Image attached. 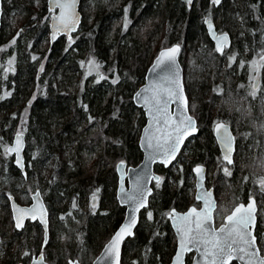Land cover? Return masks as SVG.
<instances>
[{
    "label": "trees",
    "instance_id": "1",
    "mask_svg": "<svg viewBox=\"0 0 264 264\" xmlns=\"http://www.w3.org/2000/svg\"><path fill=\"white\" fill-rule=\"evenodd\" d=\"M101 1L97 0L90 25L81 22L76 34L68 38L60 37L44 51L39 42L45 39L48 28L45 23L39 21L31 24L27 21L22 27L23 34L18 44L15 41L4 42L0 29V57L6 54V59L13 53L9 70L0 67V145L11 143L13 126L18 125L22 111L28 106L23 134L26 174L29 178L24 180L10 156L6 161L0 157V199H5L6 192L14 193L22 185L30 184L32 172L36 173L40 162L46 160L42 164L48 163V177L41 179L38 187L49 219L53 218V213L63 217L64 222L55 221V230H61L60 234L67 236L64 245L48 240L43 247L46 259L54 264H65L63 256L85 259L89 253L97 251L101 238L114 232L121 223L125 209L113 199L116 172L100 171L88 180L77 179L74 175V170L79 166L77 157L83 151L89 153L98 150L101 161L118 160L127 166L139 164L142 153L138 147V129L144 126L145 117L142 110L134 106L132 96L137 85L143 83L146 69L151 63L147 64L150 42L162 30L166 47L182 41L193 52L191 79L195 78V83L192 88L197 98V114L201 118L197 122L198 134L189 150L195 160L190 159V163L184 164L176 176L171 173L170 166H154L156 174L165 177L169 174L173 183L168 184L165 180L160 190L156 189L155 183L151 185L153 192L148 207L140 213L134 235L124 242L122 254L131 255V260L126 264H168L175 245L171 243L172 229L164 212L170 209L183 211L190 206L186 194L190 165L194 161L211 160L218 153L212 134L205 133L207 130L202 125L203 118L207 119L217 105L213 102L215 95H202L219 79L229 89L234 68L243 64L252 51L264 54V0H222L219 4L212 0H190V3L189 0ZM7 2L2 0V12L5 14L10 6L21 12L29 10L22 0ZM46 8L44 4L42 13H47ZM122 16L134 21V26L137 23L136 28L147 23L154 27L149 29L145 40L135 33L130 34L129 24L125 28L119 27L113 34V23ZM217 18V31L220 32L223 27L231 37V46L225 50L224 56L214 52L205 29V20ZM236 35H240L237 40ZM231 50L236 51L234 58L224 59ZM245 50L250 51L247 56H243ZM207 51L216 58L208 56ZM41 61L43 64L40 67ZM90 65L94 70H88ZM77 74L83 81L81 87L74 91V86L73 90L69 87ZM235 99L236 96H230L228 101L221 100L217 108V112L223 113L230 102L231 107L239 109L234 111L237 126L232 128L237 141L236 151L239 158L244 159V165L232 176L221 175L217 187L232 199L228 213L235 204L247 202L249 179L254 175L253 167L257 166L252 151L257 125L251 123ZM133 110L137 111L136 119L133 118ZM221 122L227 124L226 119ZM243 135L247 140L240 146L239 136ZM63 153L69 155L68 159L61 158ZM260 167L263 168L262 165ZM180 178L184 180L182 184ZM95 190L100 193L101 209L93 216L79 214L86 194ZM1 202L3 205L7 203L6 200ZM195 204L193 202L192 205ZM0 222H4V218ZM4 234L5 230L0 225V237L3 236L6 244L16 240L18 246H25V241L20 240L21 231L14 230L9 237ZM255 235L264 247V217H260L259 213ZM37 240L34 239V244ZM14 258L15 254L5 255L0 264H12Z\"/></svg>",
    "mask_w": 264,
    "mask_h": 264
},
{
    "label": "water",
    "instance_id": "2",
    "mask_svg": "<svg viewBox=\"0 0 264 264\" xmlns=\"http://www.w3.org/2000/svg\"><path fill=\"white\" fill-rule=\"evenodd\" d=\"M219 4L222 0H212ZM80 0H47L50 11H54L50 20L52 45L60 35L67 37L76 33L81 24L78 10ZM0 0V23H1ZM205 29L217 54H223L231 46L228 33H219L211 19L205 20ZM181 47L178 44L160 49L148 66L143 83L132 96L135 107L140 108L145 124L140 131L138 147L142 153L136 166H127L125 162L116 165V200L125 209L124 217L115 233L103 245L99 254L90 264H120L124 242L134 235L140 213L148 207L152 195V182L160 177L154 172L155 165L168 168L178 157L186 141L198 134L197 120L190 115L188 100L183 83V68L180 63ZM258 79L252 82L256 90ZM214 139L219 147L222 160L233 164L235 139L230 125L219 122L213 128ZM25 135L17 133L7 153L13 155L14 166L26 176ZM195 176V200L200 208L189 207L184 212L171 209L167 214L169 224L176 240L175 252L169 264H185V257L194 253L191 264H264L255 227L257 205L253 197L246 203H238L224 222L214 228V210L216 200L213 190L207 189L205 167H193ZM13 224L21 230L27 221H37L43 230V246L49 237V213L40 191L31 194L30 204L20 205L9 197ZM94 205V200L92 201ZM29 264H49L43 253L34 256ZM67 264H81L69 259Z\"/></svg>",
    "mask_w": 264,
    "mask_h": 264
},
{
    "label": "rangeland",
    "instance_id": "3",
    "mask_svg": "<svg viewBox=\"0 0 264 264\" xmlns=\"http://www.w3.org/2000/svg\"><path fill=\"white\" fill-rule=\"evenodd\" d=\"M2 1V0H1ZM12 0H8L7 3H11ZM23 3L27 5V9H29L27 12L23 11H17L15 7H9V11L7 14L2 12V6H1V26L0 29L3 31V36L5 38L4 42H13L15 41L16 44H18V41L23 34L22 32V27L23 25L28 21L29 23H38L39 21L41 23H45L48 28L47 32L45 34V39H42L39 43L41 46V49L43 51L50 47V42H49V22H50V16L53 13V11H50L47 6V0H22ZM103 3L106 2V0L101 1ZM6 3V6H7ZM190 3V0L188 1ZM44 4L47 6L46 10L47 13L45 14L42 13V7ZM118 4V3H117ZM24 5V4H23ZM97 8V0H80L79 4V12L81 14V22H84L86 25H90L94 19V15L96 12ZM215 24V27L218 26L219 24V19L212 20ZM155 23H158L156 21ZM153 23V24H155ZM131 25V29L129 30L130 34L135 33L140 37V39L145 40L146 34L149 31V29H153V25L150 23H147L146 25L136 28L137 23L134 24V21L126 20V16H122L119 18L116 22L113 23L112 25V33L116 31L119 27L125 28L128 27L127 25ZM81 25V24H80ZM80 27V26H79ZM219 27V26H218ZM222 27V26H221ZM223 28V27H222ZM220 28L219 33H228L227 31H224L225 29ZM162 29V27L160 28ZM126 30V29H125ZM124 30V31H125ZM123 31V32H124ZM77 33V32H76ZM75 33V34H76ZM128 33V34H129ZM207 34V33H206ZM73 35V34H72ZM208 36V35H207ZM240 35H238L239 37ZM236 35V40L238 39ZM167 42H165V38L163 36L162 30L154 36L150 42L147 54H148V60L147 64L153 60V58L157 54V50L161 46H165ZM178 45L181 46V54H180V63L183 68V83H184V88H185V93L187 96L188 100V108H189V113L191 116H193L197 122L201 120L199 115L197 114V108L198 106L196 105V97L194 96V91L192 88V84L195 83L194 79L192 80V75H191V70L194 68V62H193V52L187 49V46L184 44V42L179 41ZM166 47V46H165ZM45 48V49H44ZM18 50H20L18 48ZM216 53V51L214 50ZM226 51H224L223 54H217L218 56H224ZM231 52V53H230ZM227 55L224 57V59L232 60L234 57V53L236 51L231 50ZM250 51H243V56H247ZM37 53L39 54V50L37 49ZM156 53V54H155ZM154 55V57H153ZM207 55L210 56L211 58H214L210 52L207 51ZM1 56V55H0ZM6 54L4 57H0V67H3L5 70H9V66L12 64V59H13V53L10 54L9 57L5 59ZM248 57V56H247ZM245 57V62L243 64L237 65V67L234 68V74L231 76L232 81L229 83L230 88L226 89L223 83L219 80L215 81V84L213 83L211 86H209L208 90H205L206 94H203L202 96L204 97H209L210 95H215V98L213 99V102L217 103L215 106L214 110L212 113L209 114L207 119L203 118L204 124L203 129H206V132H210L213 134V127L217 122L223 121V119H226L227 124L230 125L232 132L234 131L233 128L237 126V119H234V111H238V107L234 109L231 107L232 105L228 104L226 107L225 111L222 112H217V108L219 107V103L221 100L223 101H228L230 96L233 98L236 96L235 101L239 102V105L241 107V110L245 113L246 116L251 119V123L253 125H257V129L255 131V140H254V146H253V157L256 158V165L253 168V173L254 175H251V178L249 179L250 186H248V198L253 197L256 199L257 203V212L256 216H263L264 217V54L261 52H250V57L247 58ZM4 58V59H3ZM216 58V57H215ZM214 58V59H215ZM249 61H248V60ZM219 60V59H216ZM247 60V61H246ZM246 63V65H245ZM43 62H40V67L42 66ZM222 64V63H220ZM223 66V65H222ZM224 67V66H223ZM148 68V67H147ZM89 71L94 70V68L90 65L88 68ZM147 70V69H146ZM257 78L258 79V85L256 90L252 89V82L253 80ZM73 80V81H72ZM71 80V87H69L71 90H73L74 86V91L78 90L81 87L82 83V77H80L78 74L75 76V79ZM144 81V79H143ZM229 81V79H228ZM209 83V82H208ZM142 84V83H141ZM138 84L136 89L141 85ZM213 86V87H212ZM107 88V87H105ZM206 88V86H205ZM134 94V93H133ZM106 99L108 98V93L106 90ZM105 102V101H104ZM27 107L24 108V110L21 113L20 116V121L15 124L14 129L12 130V134H16L18 132H22L26 126V115H27ZM137 109H140L136 107ZM85 111V110H83ZM230 111H233L230 113ZM143 112V111H142ZM133 118L136 119V110H133ZM144 114V113H143ZM238 117V116H237ZM206 120V121H205ZM233 127V128H232ZM17 128V129H16ZM142 129V128H141ZM141 129H138V139L140 135ZM234 134V133H233ZM11 140L13 139V136ZM247 135V134H246ZM246 135L239 136V145L241 146L242 144H245ZM195 137V136H194ZM194 137L190 138L187 140L186 145L183 146L181 150V155L179 156L178 160L172 164L171 173L174 174V176L178 175V172L183 168L184 164L190 163V159L195 160L194 157H191L192 152H190V146L193 144ZM213 139V138H212ZM138 141V140H137ZM189 141V142H188ZM214 141V139H213ZM12 142V141H11ZM188 143V144H187ZM0 145V157L3 160H7V156H10L13 160V156L9 155L6 151L7 147L10 145ZM237 141L235 137V151H234V162L233 165H228L226 162H224L221 159V156L218 153L210 160L206 159L204 162H196L194 161L193 164L190 165V171L191 174L187 177L186 181V194L189 197L188 205H192L193 202L198 205V201L195 200V177L194 174L192 173V168L197 165H202L205 167V183L208 184L207 186L213 187L215 190V197L217 199V209L214 212V218H217L215 220L216 224H219L222 222L223 217L228 214V211L231 207V201L230 197L223 192L222 190H217L218 187V181L219 178H221V175H226V176H232L234 173L239 171L241 167H243V158H239L237 154ZM217 152V151H216ZM242 152V151H241ZM68 154L63 153L61 155V158L68 159ZM67 156V157H66ZM99 151L98 150H93L91 152H82V155L77 157L79 159V166L74 170V175L78 179H85L88 180L92 175L95 173H98L100 171L102 172H108V171H113L116 172V165L119 162L118 160H115L114 162H110L107 159H101L99 160ZM259 159V160H258ZM46 161V160H45ZM45 161L40 162L41 165L39 168H36V173L32 172V178L30 184L22 185L17 191L14 193L6 192L5 194V199H0V219L4 218V222H0L1 227L5 230L4 236L9 237L12 235L14 230L18 231L15 229V226L13 224L12 216H11V211H10V206H9V201H8V196L11 195L14 197V199L20 204V205H28L30 204V196L33 192L36 190L40 191V188L38 187L41 183V179L47 178L48 176V170L49 166L48 163H45ZM259 165V166H258ZM263 166L261 168L260 166ZM31 166V165H30ZM231 166V167H229ZM41 168V169H40ZM26 169V166H25ZM33 170V171H34ZM260 171V172H259ZM241 172V171H240ZM21 173V172H20ZM22 175V174H21ZM38 175V176H36ZM23 176V175H22ZM160 181L156 182L155 186L157 190H160L163 187L164 181L166 180L168 184H172L171 177L168 176L165 177V175H160ZM24 178V177H23ZM27 174L26 177L24 178L25 181H27ZM183 178H180V184L183 182ZM117 185V184H116ZM114 194V201L117 202L116 200V186L115 190L113 192ZM85 200L82 202L81 209H79V214L82 213V215L86 216H93L95 213H97L98 210L101 209V199H100V193H98L97 190L91 191L90 193L86 194ZM43 197V196H42ZM96 198V202L94 206L91 205V199ZM247 198V199H248ZM2 200H6L7 203L5 202V205L2 204ZM238 204V203H237ZM235 204V205H237ZM234 205V206H235ZM233 206V207H234ZM233 209V208H232ZM231 209V210H232ZM230 210V211H231ZM169 213V210L165 211V217ZM124 216V214H123ZM149 216V215H147ZM146 215H144V218ZM123 218V217H122ZM56 222H64L63 217L58 214L53 213V218L49 220V237L48 240L52 241V243L56 244L57 242L59 244H63L66 242L67 236L65 234H60L61 230H55L56 228ZM64 224V223H63ZM39 229V230H38ZM39 233L37 234V231ZM21 235H20V240L25 241V246H18V241L14 240L10 244H6L4 242L3 236L0 237V261L3 260L5 255L11 256L12 254H15L16 260L12 259V264H29L30 261L34 256H37L40 253L44 254L45 260L49 264H54L52 261L50 262L48 259H46V252L43 249V230L41 226L38 224V222H29L27 221L25 226L22 228ZM19 231V232H20ZM60 231V232H59ZM63 232V231H62ZM113 231L110 232V234ZM54 234V235H53ZM110 234L108 236H103L101 238V245L98 247L97 251L95 253H89L88 256L84 259V257H70V256H63L64 263L67 264V261L69 259H76L78 260L81 264H90L93 259L99 254L101 251V247L103 244L106 243V241L110 238ZM170 236L172 239V244L175 245L176 248V240L173 231L171 230ZM38 237V238H37ZM34 239H38L37 242L34 244ZM258 240V246L261 252L264 251V247L261 246L260 244V238H257ZM48 242V241H47ZM46 242V243H47ZM264 245V244H263ZM263 247V249H262ZM123 251V250H122ZM175 252V250H174ZM124 254V253H123ZM121 255V262L126 264L128 261L131 260V255L129 254H124ZM80 256V255H79ZM172 256V254H171ZM170 256V258H171ZM192 254L188 255L186 257V264H190ZM13 257V256H12ZM52 260V259H51ZM171 261V259H169ZM86 262V263H85ZM170 262H168L169 264Z\"/></svg>",
    "mask_w": 264,
    "mask_h": 264
},
{
    "label": "flooded vegetation",
    "instance_id": "4",
    "mask_svg": "<svg viewBox=\"0 0 264 264\" xmlns=\"http://www.w3.org/2000/svg\"><path fill=\"white\" fill-rule=\"evenodd\" d=\"M212 131H213V129H212ZM212 137H213V139H214V135H213V134H212ZM234 138H235V135H234ZM214 144H215V146H216V148H217V152H219V154H220V150H219V147H218V145H217L215 139H214ZM220 156H221V154H220ZM221 159H222V157H221ZM175 161H176V160H175ZM175 161H174V162H175ZM174 162H173V163H174ZM233 162H234V155H233ZM173 163H172V164H173ZM172 164H171V165H172ZM171 165H170V166H171ZM232 165H233V164H232ZM229 167H231V166H229ZM192 173H193V168H192ZM194 177H195V176H194ZM205 179H206V175H205ZM194 184H195V183H194ZM204 184H205V186H206L207 189H210V188H211V189L213 190L214 197H215V190H214V188H213V187H209V186H207L208 184H206L205 181H204ZM116 187H117V185H116ZM249 198H250V197H249ZM96 200H97V199H96ZM215 200H216V209H217V199H216V197H215ZM191 206H194L195 208L199 209V208H200V202L198 203V205H196V204H195V205H190L189 207H191ZM189 207H187V208L184 209L183 211H179V212H184V211L187 210ZM216 209H215V211H216ZM177 211H178V210H177ZM215 211H214V212H215ZM225 216H226V215H225ZM166 218H167V215H166ZM122 219H123V218H122ZM139 219H140V218H139ZM216 219H217V218H214V228H215V229L218 228V227L223 223V221H224V217H223V219H222V222L219 223V224H216V223H215V220H216ZM49 220H50V219H49ZM29 222H30V221H29ZM35 222H36V221H35ZM38 224H39V223H38ZM39 225H40V224H39ZM118 226H119V225H118ZM118 226H117V227H118ZM15 229H16V228H15ZM116 229H117V228H116ZM21 230H22V229H21ZM18 231H20V230H18ZM114 232H115V231H114ZM114 232H113V233H114ZM112 235H113V234H112ZM110 238H111V237H110ZM108 240H109V239H108ZM108 240H107V241H108ZM107 241H106V242H107ZM43 247H44V246H43ZM101 249H102V248H101ZM122 249H123V248H122ZM173 254H174V253H173ZM190 254L194 255V253H189V254L186 255V257H187L188 255H190ZM186 257H185V264H186ZM192 258H193V256H192ZM192 258H191V260H192ZM190 264H191V261H190ZM231 264H234V262L231 263Z\"/></svg>",
    "mask_w": 264,
    "mask_h": 264
},
{
    "label": "bare ground",
    "instance_id": "5",
    "mask_svg": "<svg viewBox=\"0 0 264 264\" xmlns=\"http://www.w3.org/2000/svg\"><path fill=\"white\" fill-rule=\"evenodd\" d=\"M48 9H49V8H48ZM78 10H79V8H78ZM53 13H54V11H53ZM1 15H2V13H1ZM51 15H52V14H51ZM50 20H51V16H50ZM49 23H50V22H49ZM0 26H1V23H0ZM49 26H50V24H49ZM225 33H226V32H225ZM72 34H75V33H72ZM72 34H71V35H72ZM207 35H208V34H207ZM60 37L68 38V37L65 36V35H60V36L58 37V39H59ZM50 39H51V31H50V28H49V42H50ZM58 39H57V40H58ZM52 45H53V44H52ZM52 45L50 44V46H52ZM173 45H174V44H173ZM179 46H180V45H179ZM180 47H181V46H180ZM166 48H167V47H166ZM217 123H219V122H217ZM217 123H216V124H217ZM222 123H224V122H222ZM216 124H215V125H216ZM197 125H198V124H197ZM215 125H214V127H215ZM214 127H213V128H214ZM16 134H17V133H16ZM13 135H14V134H13ZM139 136H140V135H139ZM13 137H14V136H13ZM12 140H13V139H12ZM6 151H7V149H6ZM8 154H9V153H8ZM9 155H10V154H9ZM11 156H13V155H11ZM13 161H14V158H13ZM25 170H26V169H25ZM21 174H22V172H21ZM22 175H23V174H22ZM23 177L25 178L26 176H23ZM116 188H117V187H116ZM36 191H37V190H36ZM33 193H34V192H33ZM33 193H32V194H33ZM9 197H10V196H9ZM9 197H8V201H9ZM12 197H13V196H12ZM30 197H31V196H30ZM14 200H15V199H14ZM93 200H94V204H95V202H96V198H92V199H91V205H92V201H93ZM15 201H16V200H15ZM16 202H17V201H16ZM17 203H18V202H17ZM9 206H10V204H9ZM92 206H94V205H92ZM116 230H117V229H116ZM116 230H115V231H116ZM114 233H115V232H114ZM114 233H113V234H114Z\"/></svg>",
    "mask_w": 264,
    "mask_h": 264
}]
</instances>
